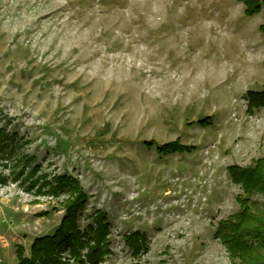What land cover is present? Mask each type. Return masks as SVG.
<instances>
[{"label": "rangeland", "instance_id": "rangeland-1", "mask_svg": "<svg viewBox=\"0 0 264 264\" xmlns=\"http://www.w3.org/2000/svg\"><path fill=\"white\" fill-rule=\"evenodd\" d=\"M243 12L237 0H0V125L28 162L19 176L18 157L0 158V264L54 234L67 195L38 186L60 175L85 195L78 227L96 214L109 225L99 264H241L217 227L243 194L228 168L264 158V107L249 114L246 97L264 91V15ZM175 141L191 150L158 151ZM136 231L147 249L134 255Z\"/></svg>", "mask_w": 264, "mask_h": 264}, {"label": "trees", "instance_id": "trees-1", "mask_svg": "<svg viewBox=\"0 0 264 264\" xmlns=\"http://www.w3.org/2000/svg\"><path fill=\"white\" fill-rule=\"evenodd\" d=\"M244 7V16L253 17L260 12L264 15V0H237ZM259 31L264 34V24L259 26ZM247 112L264 107V91H247ZM19 144L14 140L13 134L6 133L0 125V158L6 160L18 157L21 162L19 176L25 175L24 167L28 166L25 157L19 154ZM191 147L178 142H170L159 146L160 153H182L190 151ZM34 169V168H33ZM229 175L234 182L240 185L242 195L237 197L239 211L227 220H221L217 227V234L226 246L230 256L239 260L241 264H264V211L260 210L250 198L254 195L264 197V158L256 160L251 166H230ZM30 174V173H29ZM31 176H25L27 183L33 182ZM44 180V176L40 178ZM37 183V181H34ZM47 188V193L52 196L67 195L63 206L65 217L51 236H44L35 240L31 246V258L22 256V248H17L18 264H66L60 259L59 254L67 250L68 258L73 264H99L110 253L109 242L106 239L109 225L104 217L96 214L93 223L80 229L76 223V214L82 210L86 200L80 184L73 178L65 175L54 176L51 182L41 181L38 189ZM128 249L136 255L140 250H146L145 237L136 231L125 236ZM85 253L82 254V251Z\"/></svg>", "mask_w": 264, "mask_h": 264}]
</instances>
